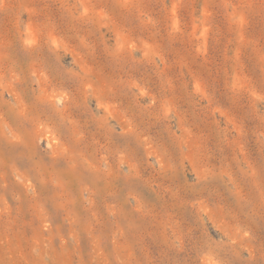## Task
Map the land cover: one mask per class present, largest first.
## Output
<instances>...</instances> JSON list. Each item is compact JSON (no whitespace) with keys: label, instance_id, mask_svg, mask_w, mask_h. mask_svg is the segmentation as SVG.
I'll use <instances>...</instances> for the list:
<instances>
[{"label":"rangeland","instance_id":"374dc122","mask_svg":"<svg viewBox=\"0 0 264 264\" xmlns=\"http://www.w3.org/2000/svg\"><path fill=\"white\" fill-rule=\"evenodd\" d=\"M0 264H264V0H0Z\"/></svg>","mask_w":264,"mask_h":264}]
</instances>
